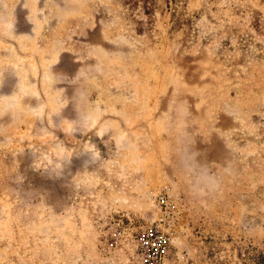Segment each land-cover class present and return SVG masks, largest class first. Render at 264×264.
Here are the masks:
<instances>
[{"label": "rangeland", "instance_id": "obj_1", "mask_svg": "<svg viewBox=\"0 0 264 264\" xmlns=\"http://www.w3.org/2000/svg\"><path fill=\"white\" fill-rule=\"evenodd\" d=\"M37 2L0 0V264H146L165 184L161 264H264V0Z\"/></svg>", "mask_w": 264, "mask_h": 264}, {"label": "built area", "instance_id": "obj_2", "mask_svg": "<svg viewBox=\"0 0 264 264\" xmlns=\"http://www.w3.org/2000/svg\"><path fill=\"white\" fill-rule=\"evenodd\" d=\"M155 204L159 211V217L156 222V229L149 236L153 242H156V245L154 244L150 249L146 264L162 263L170 250L175 235V226L179 222V213L174 211L176 204L174 193L168 184L161 187L155 198Z\"/></svg>", "mask_w": 264, "mask_h": 264}, {"label": "crops", "instance_id": "obj_3", "mask_svg": "<svg viewBox=\"0 0 264 264\" xmlns=\"http://www.w3.org/2000/svg\"><path fill=\"white\" fill-rule=\"evenodd\" d=\"M37 1H39V0H37ZM54 2L58 5V6H60V7H63V9H67L68 10V12H69V10H71L70 11V13L72 14H74V13H76L77 11V9H75V8H73L72 6L73 5H71L70 6V0H60V1H57V0H54ZM40 3H41V0H40ZM40 3L39 2H37V4H36V6H38V7H40ZM46 5V4H45ZM70 8V9H69ZM38 11H40V8H38L37 9ZM63 11V10H62Z\"/></svg>", "mask_w": 264, "mask_h": 264}]
</instances>
